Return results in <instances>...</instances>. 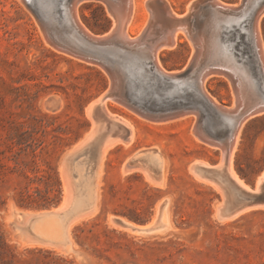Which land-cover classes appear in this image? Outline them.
<instances>
[{"label":"rangeland","instance_id":"obj_1","mask_svg":"<svg viewBox=\"0 0 264 264\" xmlns=\"http://www.w3.org/2000/svg\"><path fill=\"white\" fill-rule=\"evenodd\" d=\"M145 1L137 0L133 35L146 22ZM169 1L184 14L197 0ZM222 1L239 9L216 6L228 17L248 4L247 0ZM25 2L0 0V264H264V208H254L228 220L220 217L248 204L231 181L222 178L226 165L220 160L221 149L195 140L196 116L192 113L184 119L158 124L116 100L108 101L112 114L136 127L137 139L131 146L119 144L108 151L99 185V208L88 215L85 208L98 152L102 142L117 135L110 125L100 122L96 108L89 115L88 107L108 94L111 78L100 65L49 44L42 21ZM208 3H204L196 19L201 23ZM79 17L98 35L106 34L113 24L107 8L99 2L84 3ZM243 24L242 34L236 31L230 33V38H237V48H243L248 55L249 29ZM49 26L61 35L69 29L58 23ZM260 26L264 40V16ZM191 55V44L184 38L175 49L165 50L160 60L169 72H180ZM205 87L221 105L233 106L235 94L229 79L214 76ZM181 95L187 98L188 105H202L190 88ZM218 118L206 115L200 124L225 134L226 126ZM155 147L168 163L164 187L152 183L158 181L156 174H151L152 178L147 175L145 165L150 161L143 157L136 165L137 158L133 156ZM202 162L223 165L208 168ZM127 163L134 165L133 171L126 167ZM233 166L248 185L258 186L264 170V114L244 124ZM62 169L68 170L64 173ZM67 173L71 184H75L71 185L73 205L68 209L69 220H74L71 233L75 251L70 253L33 239L30 223L19 225L15 217L10 219L13 209L21 214L39 213L61 205L68 189ZM163 210L170 222L167 232H132L141 229L139 225L159 221ZM148 228L150 231L154 226Z\"/></svg>","mask_w":264,"mask_h":264},{"label":"bare ground","instance_id":"obj_2","mask_svg":"<svg viewBox=\"0 0 264 264\" xmlns=\"http://www.w3.org/2000/svg\"><path fill=\"white\" fill-rule=\"evenodd\" d=\"M130 1H131V14H130L128 21L126 22V24L123 27L124 30H123L122 34H120L118 37L119 38L118 41H116V43H114V45L117 46V47H114V50L121 52V53H124L125 55H128V56L136 57V59H139L144 63L148 62L149 60H153V63L155 66V71H157V73L161 72L165 75L170 76L168 79L164 78L165 80L160 79V78H157L156 80H158L161 83H164L165 87L167 88V90H169V92L171 94H174V95L178 94L179 98H182L183 96L181 95V92L186 91L188 88H190L193 90L195 97L199 98V96L204 95L215 106L231 111L232 109H234V107H235L234 105L230 106V107L221 105L218 102V100L207 91L205 86H206V83L208 82V80H210V78H212L214 76H223L224 78H227L230 80V75L228 73H226L224 70H222V69H227L229 71H232L233 74L237 77L238 82L241 86L240 87L241 89H245L247 87L253 88V86L251 84V77L248 75V72L246 71V69H244L242 67V64H240L236 61V58L234 57V54L232 51L234 48V43L229 42L228 39L222 40V38L220 36L221 35V28H222L221 26L223 24L231 27L232 24L235 23L238 26H240L242 30H245V26H243L244 24L242 25V22H244V19H246L248 17V13L246 10H244L242 12V14H240L239 16L228 17L226 15H223V12L221 13L216 8V6H220V5L221 6H228L229 4H225L222 0H209L210 1L208 4L209 9L206 10L205 12L203 11L204 12L203 13L204 14V20H202L203 22L201 23V22L196 20L192 26L190 19H191V16L193 14H191L190 11H192V13H193V10H191V9L196 10L198 8V6L201 5V3H196L198 0L194 3H192L191 5L189 4L190 7L188 6V9H186L184 14L179 13L178 10L173 8V5L171 4V2L169 0H146L144 2V5H143L144 10L147 13L146 22H145L143 28L141 29V31L138 34L133 35L131 33V28L133 26V23L135 20V15H136L137 10H138V3H137V0H130ZM205 1H208V0H203L202 3ZM84 3H87V1L81 2L80 4H78L76 6V8H75V20L78 23V25L81 28H83L88 34L95 36V37H101L102 35H97V34H94L92 31H90L83 24L81 18L79 17V9ZM229 6H232V5H229ZM232 8H233V6H232ZM232 8H230V9H232ZM238 10L236 8V11H238ZM108 13H109L110 17L113 19L112 30L110 32L104 34V36L110 35L112 33V31L117 26V22L114 19V17L112 16V14L110 13V11H108ZM249 16L252 19L251 29L253 30V33L255 34V43H256V46L260 50L261 59H262V62L264 64V40H263V36H262V32H261V26H260V22L264 16V13L263 12L262 13L256 12V13H253L252 15H249ZM37 17H38V15H37ZM251 29L248 31L249 33L251 32ZM57 30H58V28L56 29V31ZM247 36H248V34H247ZM184 38L187 39L189 41V43L191 44V47H192V55L191 56H192V58H191V60H189L188 65H186V67L183 70H181L180 72H177V71L169 72L163 66V64L160 60V55L165 50L175 49L179 45V43L184 40ZM247 38L249 39L250 35ZM242 39H243V37H242ZM245 42H247V41H245ZM247 45H249V44H247ZM206 47H207V52L204 53V48H206ZM73 57H75V56H73ZM200 57L204 58L205 63H203V64L200 63V60H199ZM196 60H198L197 63H196ZM200 64H202L203 67L201 70L198 71L195 68H196V65H200ZM120 66L121 65H119L118 67L123 74L124 80L126 81V78L128 79V77L125 75L126 71ZM190 66H191V71L189 73H186L185 71ZM220 68H222V69H220ZM147 72H149L148 74L150 75L153 71H147ZM178 73H182V76L178 77L177 76ZM190 73H192L190 78L185 79L184 77L188 76ZM189 80H191V81H189ZM248 94L249 93H247L246 96H248ZM234 97H235V95H234ZM113 100H115V99L112 97H107V94H106L103 97L101 96L96 102H93V104H91L88 107V112H89L88 114L89 115H91L95 111L94 109L96 108L97 110L95 112H96V115L98 116V118L101 120L100 122L101 123L103 122L104 123L103 125H110L112 127V129H114V131L117 133V135H115L114 138H113V136L112 137L109 136L110 139L105 141L104 144L102 142V145H101L102 147H100V150L98 152V156H97L98 160H97V164H96V170L94 171V183L92 184L90 191H89V204L92 202H93V204L87 211L89 213L88 215H90L91 213L93 214V213L97 212L98 208H99V196H100V186L99 185H100V182H101L100 179H101V176L103 173L104 160L106 159V155H108L107 154L108 151L111 148L113 149L115 147V145H119V144L120 145L124 144L123 146L126 145V147L129 145L131 146V144L134 141H136V139H137L136 127L132 123H129L128 121H126L125 118L122 119V118H119L117 115L115 116L114 113L112 114L111 110L108 107V101H113ZM122 105H124V104L122 103ZM125 106L129 107L127 105H124V107ZM191 108H193V109L190 110L187 107L182 106V109H179L176 112H170L168 114H161L158 116H150L149 115V117L141 114L140 110H136L135 108H131V109L136 111L138 113V116L141 115L142 117L146 118L148 121H150L152 123H158V124L169 123L172 121L184 119V118H187L188 115L192 113V114H194V116H196V122L193 126V133H194L193 135L195 137V140L197 142L204 143L207 146L218 148L205 135L206 133L203 130V128L201 127L200 113L198 111L197 102H195ZM254 109H255V107L253 109H251V111L248 112V115H246L240 121H238V119L235 117L234 114H230V116L227 115L225 117V121H227L228 123L223 122V124L226 127L230 126L229 130L226 129L227 131H225V134L228 136L229 141H231L233 139V143H232V147H231V150L229 153H226V151H224V149H221L222 159H220V160H223L225 162V165H226L225 168L223 169L221 175H222V178L225 177V180L227 179V181L229 183L231 181L233 188H235L237 190V193L239 195H241L243 192H258L260 190V185L264 181V172H263L262 175L258 179L257 189L253 190L251 188V186L248 185L243 180V178H241L237 174V172L235 171L234 166H233V160L235 157L236 150L238 148V144L240 141V134H241V130H242L244 124L251 117L264 114V111H258L256 113H252ZM130 111L132 112V110H130ZM142 117H140V118L144 119ZM95 119L97 120V118H95ZM96 123H98V122H96ZM95 126H97V124H95ZM97 127L100 128L99 124ZM233 130H234L233 137H229L230 136L229 133L230 132L232 133ZM93 133H94V131H93ZM94 135H96V134H94ZM90 136H91V134H90ZM92 137L95 138V136H92ZM104 140H102V141H104ZM96 144H97V142H96ZM100 144H101V142H100ZM82 146H83V144H82ZM135 155H133V156H134V158H137L136 165L138 164V161H140L138 159H141L143 157H144V159L147 158V160L150 161V163H151L150 165H148V166L145 165V171L147 172V175L151 176V174H154V175L156 174L158 181L152 182V183H154V185L164 187V184H166V182H165L166 181V171H167L166 167L168 166L167 165L168 163H167L164 155L162 154L161 150L159 148L155 147V148H152L149 150H141L136 156ZM149 161H148V163H149ZM126 162H128V160ZM204 162H202V163H204ZM221 163H223V162H221ZM131 164L127 163L126 167L131 168L133 171L134 165L132 166ZM133 164H135V163H133ZM139 165H140V163H139ZM202 165H204L208 168H213V167L221 168V166L223 164H219L218 166H212L210 164L204 163ZM143 167H144V164H143ZM66 168H68V167L66 166L65 169ZM135 168L137 169V167H135ZM140 168L141 167H138V169H140ZM67 170H65L64 173ZM143 170L144 169H142V171ZM67 174L68 175H66V176H68L67 177V185L68 186L65 185V187H67L68 189L66 190V196H65L62 204L58 208L53 209L52 211H45V212H39V213L38 212L37 213L36 212H34V213L28 212V213H24V214H21L20 212H16L17 210L13 209L11 216H10V219L15 217V220L19 225H25V224L30 223L31 224V231L33 233V239H35V240L40 239L49 245L59 246V247L64 249L65 253H70V252L75 251L74 241L72 239V233H71V231H72L71 227H72V224H74L73 223L74 220H69L70 212L68 211L69 207L71 205H73V201H74V198H73L74 194L73 193H74V191L71 187V185H73V184H71L72 182H70V180H72V179H70L69 173H67ZM196 175H198V174H196ZM151 178H152V176H151ZM216 179H218V178H216ZM218 188H219V185H218ZM258 207L264 208V205H249V206L246 205L245 207H243V208H241V209H239L233 213L229 212L227 215L222 214L223 216H220V217L223 218L224 220L236 218V216H238V215L241 216L240 214L246 213V212H248L254 208L258 209ZM158 212L159 211H157V213ZM161 213H163V214L159 215L160 216V217H158L159 221H157V222L154 221V222H152V225H149V227L154 226V228L152 230L147 231V230H149V228L144 229L143 227L138 226L142 230L135 228L134 230H136V231L133 230L132 232L137 233V234H142V235L143 234H149V233H152L154 231H157L160 233L161 232H163V233L167 232L170 229V222L168 220V214L166 213V211L164 212V210ZM81 217L83 218V215ZM81 217H79V218H81ZM81 219H79V220H81ZM110 221H112V220H110ZM122 222H123V220H122ZM126 224H128V222ZM13 225H15V227H18V225H16V223ZM129 228H127V230ZM130 230H131V228H130ZM31 244L33 245V243H31Z\"/></svg>","mask_w":264,"mask_h":264},{"label":"water","instance_id":"obj_3","mask_svg":"<svg viewBox=\"0 0 264 264\" xmlns=\"http://www.w3.org/2000/svg\"><path fill=\"white\" fill-rule=\"evenodd\" d=\"M28 7H30L42 21L46 37L50 44L55 48L73 55L83 61L98 64L102 66L110 75L111 85L108 91L107 97H112L116 101L129 106L130 108H135L140 110L141 114L144 116H158L161 114H168L170 112H176L184 107H192L191 104L188 105L187 98L176 96L171 94L169 90L165 87L164 83L156 80L168 79L170 76L165 75L161 72L155 71V66L153 60L148 62H142L136 57L125 55L124 53L114 50V43L118 41V37L123 32V27L128 21L131 14V1L130 0H25ZM99 2L105 5V7L110 11L112 16L117 22L116 28L108 36L95 37L88 34L83 28H81L75 20V8L81 2ZM203 0H198L196 3H201L198 8L193 11L191 16V24L193 26L194 22L200 15V11L204 9V3L210 2ZM246 1V0H244ZM248 4L245 9L241 12L230 13V16H239L244 10L247 11L248 17L244 19L245 25H248L247 29H251L252 19L249 15L259 12L264 13V0H247ZM209 4V3H208ZM208 4L206 6H208ZM236 11V9H233ZM249 18V19H248ZM251 21V22H249ZM51 23H58L66 25L68 31L65 34H58L53 31L49 26ZM221 38L222 40L228 39L229 42L234 43L233 54L236 61L242 64V67L246 69L248 75L251 77V84L253 86L250 88L241 89L237 77L232 71L227 69H222L230 75V81L233 86L235 101L233 105L234 109L231 111L226 110L221 107H217L211 103L204 95L199 96L202 106H198V111L200 113V120L206 115H216L225 121V117L230 114H234L235 117L240 121L248 112L255 107L252 113L258 111H264V64L261 59L260 50L255 43V34L251 29L248 32V37L250 35L249 41L251 42V50L248 55L244 54L243 48H237L239 40L237 38L231 39L230 33L236 31L240 33L243 31L240 26L233 23L232 26L223 24L221 26ZM194 28V27H193ZM112 30V26L106 33ZM98 35V34H97ZM227 35V36H226ZM200 63H205L204 58L200 57ZM198 60H196V63ZM202 64L196 65V70L202 69ZM122 67L126 71V81L124 80L123 74L119 69ZM147 71H153L149 75ZM191 71V66L185 71L189 73ZM163 74V75H162ZM192 73L184 77L185 79L190 78ZM178 77L182 76V73H178ZM165 78V79H164ZM241 90V91H240ZM166 91L167 93H163ZM248 96H246L247 93ZM201 122V121H200ZM228 123V122H227ZM205 135L211 140V142L224 149L226 153H229L232 147L233 139L229 141L226 134H217L211 128H204ZM226 129H230L226 127ZM227 131V130H226ZM229 137H233L234 130L229 133ZM264 172V170H263ZM262 172V173H263ZM253 190L257 189V183L251 185ZM262 192H243L244 201L249 205H264V183L261 186ZM93 202L88 204L85 209H89ZM60 205V204H59ZM58 205V206H59ZM52 207V208H57ZM46 209V210H52ZM150 222L143 225H139L143 228H148Z\"/></svg>","mask_w":264,"mask_h":264},{"label":"trees","instance_id":"obj_4","mask_svg":"<svg viewBox=\"0 0 264 264\" xmlns=\"http://www.w3.org/2000/svg\"><path fill=\"white\" fill-rule=\"evenodd\" d=\"M245 179L247 180V182H249V183H250V180H249L247 177H245Z\"/></svg>","mask_w":264,"mask_h":264}]
</instances>
